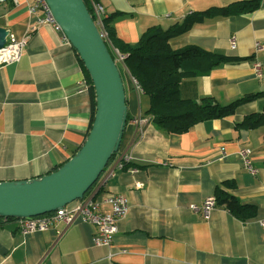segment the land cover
Instances as JSON below:
<instances>
[{"label": "crops", "instance_id": "0c3cea01", "mask_svg": "<svg viewBox=\"0 0 264 264\" xmlns=\"http://www.w3.org/2000/svg\"><path fill=\"white\" fill-rule=\"evenodd\" d=\"M98 1L104 18L115 15L116 38L135 43L152 26L166 29L191 12L243 0ZM29 3L0 4V27L26 38L19 61L0 67V181L56 170L83 144L93 119L77 52L61 30L38 22L43 13L30 12ZM256 42L264 45V0L252 12L208 17L171 38L174 49L194 44L249 58L184 78L181 96H212L226 104L264 90V48L255 47ZM118 65L125 74L129 118L118 155L108 167H114V176L100 179L87 195L100 201L122 194L127 200L111 245H95V227L80 216L27 235L20 232L18 220H7L0 225V264H264V228L258 223L264 219V126H235L244 115L261 112L264 97L239 104L234 114L199 121L182 133H166L152 120L133 121L149 117L143 115L148 98L125 64ZM243 149L250 150L254 173L243 164ZM226 180L234 182L230 191L242 204L256 207L254 216L240 220L217 204L208 218L190 209V204L214 196ZM100 210L107 212L109 206L102 203Z\"/></svg>", "mask_w": 264, "mask_h": 264}, {"label": "trees", "instance_id": "16d2710c", "mask_svg": "<svg viewBox=\"0 0 264 264\" xmlns=\"http://www.w3.org/2000/svg\"><path fill=\"white\" fill-rule=\"evenodd\" d=\"M85 4L90 10L86 0ZM259 4L260 0H243L228 6H213L205 10L194 11L186 14L181 23H175L166 29L160 26L148 28L135 43H125L116 38L112 25L115 15L104 18L108 40L112 46L118 47L120 53L126 55L124 59L126 68L148 98V108L143 115L149 116L150 120L166 133H182L199 121L234 114L239 104L253 98L264 97V90L250 93L226 104H221L212 96H203L199 99L182 97L180 83L184 78L202 76L218 65L232 64L249 58L226 56L194 44L174 49L169 43L171 38L187 32L194 24L202 22L205 18L252 12L259 7ZM77 56L88 85L93 118L94 90L90 77L78 54ZM235 126L246 129L264 126V107L261 112L244 115ZM128 164L125 163L123 166H128ZM95 184L84 196L92 192ZM233 187L234 182L228 180L217 186L214 190L216 204L224 206L240 220L254 216L256 207L242 204L230 191ZM7 220L18 219L8 218ZM7 220L0 217V225Z\"/></svg>", "mask_w": 264, "mask_h": 264}, {"label": "water", "instance_id": "95a60500", "mask_svg": "<svg viewBox=\"0 0 264 264\" xmlns=\"http://www.w3.org/2000/svg\"><path fill=\"white\" fill-rule=\"evenodd\" d=\"M46 2L91 79L95 111L83 144L56 170L31 179L0 181V217L4 220L61 210L82 199L119 151L127 122L120 71L84 0ZM8 34L0 27V47Z\"/></svg>", "mask_w": 264, "mask_h": 264}, {"label": "built area", "instance_id": "2783aa9c", "mask_svg": "<svg viewBox=\"0 0 264 264\" xmlns=\"http://www.w3.org/2000/svg\"><path fill=\"white\" fill-rule=\"evenodd\" d=\"M7 0H0V4L6 2ZM29 11L30 12H42L43 17L38 19L39 23H49L59 29V26L55 22L50 8L46 0H29ZM89 2L90 14L93 18L94 23L96 24L101 36L105 40L107 46L110 45L109 40L107 42V32L104 29V6L98 0H87ZM60 30V29H59ZM64 41L69 43L65 34H61ZM26 38L18 39L14 34L9 33L6 37L5 44L0 47V67L8 64L19 61L21 57L22 49L25 45ZM231 45L234 46V38L230 39ZM111 46V45H110ZM255 47L264 48V45L255 43ZM114 49V54L116 61L124 64L125 54L119 52L118 49ZM115 61V62H116ZM260 63L255 62L254 69L257 74H260L259 70ZM135 81V80H134ZM137 89L141 90L137 82L135 81ZM136 123H146L150 121V117H137L133 120ZM141 131V128H140ZM250 153L249 149H243L241 155L243 157V164L249 170V172L254 173L255 169L250 166V160L248 155ZM128 160L127 157L123 158ZM116 164V163H115ZM118 168L122 166V163L117 162ZM115 166V165H114ZM112 168V167H111ZM105 170V169H104ZM114 167L112 169H106L102 174L101 178L106 179L114 176ZM77 201V200H76ZM104 203L107 204L110 208L109 211L103 212L100 210V205ZM216 205L215 197L209 196L206 197L200 205L194 203L190 204L189 207L193 211L200 210L203 213L205 218L209 217L211 209ZM128 209V204L125 196L122 194H110L104 196L100 201H96L92 196L83 197L78 200L74 206L66 205L63 209L36 215L29 216L18 219L20 232L23 235H27L33 232H42L46 231L52 227V225L58 222H64L69 224L74 221L77 216H80L82 220H86L93 224L95 227V233L93 236V242L95 245L109 246L112 243L115 233L118 231L117 222L118 220L125 215ZM259 225L264 228V219L258 221Z\"/></svg>", "mask_w": 264, "mask_h": 264}, {"label": "rangeland", "instance_id": "374dc122", "mask_svg": "<svg viewBox=\"0 0 264 264\" xmlns=\"http://www.w3.org/2000/svg\"><path fill=\"white\" fill-rule=\"evenodd\" d=\"M84 2H85V0H84ZM86 2H87V4H88V6H89V2L86 0ZM89 10V9H88ZM90 12V11H89ZM104 29H105V27H104ZM106 31V30H105ZM108 37V36H107ZM106 40H107V42H108V38H106ZM109 43H110V41H109ZM110 45H111V43H110ZM108 46V48H109V50H110V52H111V54H112V56H113V59H114V61H116V57H115V54H114V49H112L111 47H113L112 45L111 46ZM115 48V47H114ZM115 51H116V48H115ZM116 63H117V66H118V69H119V71L121 72V74H122V78H123V84H124V82L126 83V81H125V77H124V70H123V67H122V65H118V63L119 64H121L120 62H118V61H116ZM91 80V79H90ZM146 97V96H145ZM145 97H142V100H141V103L143 104L144 103V100H145ZM147 98V97H146ZM117 155H118V152L116 153V154H114L113 156H112V158L110 159V161L112 162L113 161V159H115L116 157H117ZM111 162H108V164H107V166L105 167V170H103V172L101 173V175L99 176V178H98V181L100 180V179H102L101 178V176H102V174L106 171V169H108V167H109V164L111 163ZM97 181V182H98ZM84 197H86V196H84ZM110 208V207H109Z\"/></svg>", "mask_w": 264, "mask_h": 264}, {"label": "bare ground", "instance_id": "6f19581e", "mask_svg": "<svg viewBox=\"0 0 264 264\" xmlns=\"http://www.w3.org/2000/svg\"><path fill=\"white\" fill-rule=\"evenodd\" d=\"M116 65H117V63H116Z\"/></svg>", "mask_w": 264, "mask_h": 264}]
</instances>
